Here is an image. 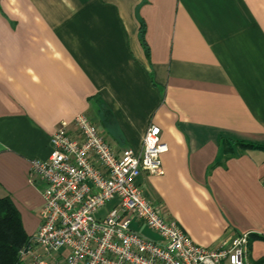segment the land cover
I'll list each match as a JSON object with an SVG mask.
<instances>
[{
	"label": "crops",
	"instance_id": "obj_1",
	"mask_svg": "<svg viewBox=\"0 0 264 264\" xmlns=\"http://www.w3.org/2000/svg\"><path fill=\"white\" fill-rule=\"evenodd\" d=\"M80 114L117 151L160 127L148 200L198 246L250 234L247 264H264V149L238 147H264V0H0V198L28 236L43 206L30 163Z\"/></svg>",
	"mask_w": 264,
	"mask_h": 264
},
{
	"label": "built area",
	"instance_id": "obj_2",
	"mask_svg": "<svg viewBox=\"0 0 264 264\" xmlns=\"http://www.w3.org/2000/svg\"><path fill=\"white\" fill-rule=\"evenodd\" d=\"M71 132L58 129L49 160L30 163V182L41 185V225L20 251L23 264H247L250 234H238L218 247L196 245L138 183L142 173L163 174L168 152L161 129L150 125L141 152L115 150L85 114ZM112 203L110 208L107 205ZM133 221L161 238L132 228Z\"/></svg>",
	"mask_w": 264,
	"mask_h": 264
},
{
	"label": "trees",
	"instance_id": "obj_3",
	"mask_svg": "<svg viewBox=\"0 0 264 264\" xmlns=\"http://www.w3.org/2000/svg\"><path fill=\"white\" fill-rule=\"evenodd\" d=\"M245 151L247 149H264L259 145L238 144ZM225 150L228 156L235 155L230 144L226 142ZM252 238L250 237V242ZM30 243L21 214L9 197L0 198V264H21L20 251Z\"/></svg>",
	"mask_w": 264,
	"mask_h": 264
},
{
	"label": "rangeland",
	"instance_id": "obj_4",
	"mask_svg": "<svg viewBox=\"0 0 264 264\" xmlns=\"http://www.w3.org/2000/svg\"><path fill=\"white\" fill-rule=\"evenodd\" d=\"M111 205H112V203H109L108 205H107V208H110L111 207ZM18 209V208H17ZM22 211V210H21ZM24 211V210H23ZM20 212V211H19ZM31 237V236H30ZM26 248V247H25ZM23 250V249H22ZM21 264H23V263H21Z\"/></svg>",
	"mask_w": 264,
	"mask_h": 264
}]
</instances>
